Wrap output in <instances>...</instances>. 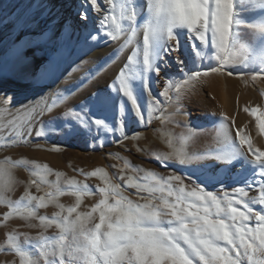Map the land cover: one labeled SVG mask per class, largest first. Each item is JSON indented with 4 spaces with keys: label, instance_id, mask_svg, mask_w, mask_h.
Instances as JSON below:
<instances>
[{
    "label": "snow or ice",
    "instance_id": "obj_1",
    "mask_svg": "<svg viewBox=\"0 0 264 264\" xmlns=\"http://www.w3.org/2000/svg\"><path fill=\"white\" fill-rule=\"evenodd\" d=\"M104 2L109 8L100 21V28L111 41L122 40V43L102 65L85 73L74 90L57 93L45 109L51 111L63 103L74 91L99 75L116 55L129 46L132 50L106 90L92 93L90 102L80 112L67 111L66 115L75 121L68 124L65 120L61 125V129H68L64 133L68 137L90 135L95 129L97 134L119 132L127 139L125 128L130 116L140 123L150 122L160 105L178 103L202 77L223 73L228 66L255 70L249 76L253 82L264 79V0H146L147 12L142 22H138L134 0ZM83 3L90 4L97 13L101 11L98 0H83ZM249 7L259 10V18H245ZM80 15L87 21V11ZM141 32L142 41L137 39ZM182 34L190 41L199 42L192 43L196 70L185 68L186 62L180 55ZM245 35L251 37L250 42H245ZM92 39L97 37L92 36ZM172 55L179 67V76L167 73L171 67L167 57ZM205 58L214 59L217 66L199 70ZM153 77L158 78L157 83L164 81L158 94L163 101L151 91ZM141 91L148 97L143 105ZM113 95L120 97L115 122L103 115ZM5 103L10 105L9 101ZM243 110L255 118L256 128L264 134V109L245 107ZM30 111L35 115L37 106L33 105ZM228 119L221 114L218 148L190 154L186 145L191 135L187 134L179 137L178 145L169 141L172 151L154 157L165 167L172 161L189 168L196 164L195 170L200 176L194 178L196 182L190 189L183 178L175 174L163 177L147 171L140 180L128 177L127 188L136 189L137 194H147L142 197L143 203L124 195L121 185L113 183L105 169L96 168L82 174L86 178H99L102 186L97 185L95 191L100 198L89 211L80 212L83 198L93 194L90 186L71 178L64 182L66 187H62L61 173H56V180L50 181L51 169L35 162L28 168L33 178L24 194L13 202L7 195L17 183L13 169L21 165L27 168L28 162L0 161V205L9 208L3 219L7 221L16 216L25 221L38 220V224L27 226L57 229L55 236L40 233L35 240L24 234L23 245L18 234H7V249L19 258V264H41V261L43 264H264V150L254 149L251 140L241 135L243 129L236 132L238 143L233 140L225 127ZM30 131L29 128V134ZM43 135V129L36 132L37 137ZM15 138L22 139L23 133L16 131ZM0 144L7 146L5 141ZM207 159L226 166L229 172L239 163L235 179L243 183L231 192L225 190L219 177L206 175V166L199 164ZM125 167L133 166L126 162ZM246 168L250 172L244 175ZM201 177L209 183H220L221 194L208 191L200 182ZM33 186L37 192L42 186H47L49 191L36 196L28 191ZM253 188L259 190V195H249ZM65 194L74 197L72 206L66 207L59 202ZM50 205L59 211L51 217L37 215L38 209ZM254 205L261 207L257 210ZM33 250L38 255L34 256Z\"/></svg>",
    "mask_w": 264,
    "mask_h": 264
},
{
    "label": "rangeland",
    "instance_id": "obj_2",
    "mask_svg": "<svg viewBox=\"0 0 264 264\" xmlns=\"http://www.w3.org/2000/svg\"><path fill=\"white\" fill-rule=\"evenodd\" d=\"M244 15L247 19H253L255 16L254 9L249 7ZM244 40L245 42H250L251 37L245 35ZM185 41H188L187 37L185 38ZM192 58V56H189L188 62L191 61ZM12 59L14 60L17 58L12 57ZM216 66L217 62L214 59L210 60L205 58L200 65L199 70L203 71ZM28 68V63L14 64L12 61L10 63L5 62L2 69L4 73L3 77L13 76L16 79L17 89L15 88V90L23 96L22 99H20L21 96L16 98V102L14 101V107L20 110H27V113L23 116L21 115V117L15 112V116L8 118V121H10V128H7L8 124L3 125L5 127L1 126L3 128L0 127V141L7 142V146L0 144V161L7 159L12 162L20 160L28 162L27 168L21 165L20 167L13 169L17 183L14 185L13 190L7 194L8 198L13 202L17 201L24 194L30 178H33L30 177V172L28 170V168L33 167V162L41 166L47 165V167L51 169V175L48 176L50 181H55L57 178L56 173H61L60 180L62 187H66L64 182L71 178H75L77 181H82L90 186L93 194L83 198L82 204L78 209L80 212L89 211L100 198L99 193L95 191L97 185L102 186L99 178H86L85 175L82 174L91 172L96 168L105 169L112 182L121 185L124 195L141 203L144 202L142 197H146L147 194H137L136 189L127 188L125 186V181L130 176L134 179L140 180L144 177L147 171H154L163 177L175 174L183 178L184 184L188 186L189 189L196 182L194 178L200 176V173L195 170L197 168L196 164H193V166L189 168L180 166L175 161H172L168 163L167 167H165L154 157L172 151L168 146L169 141L171 140L174 144L178 145L179 137L187 134L191 135V139L186 145V151L188 153H203L206 150L211 149L207 148L202 150L200 146H209L212 138L218 135L219 126L217 127V121L221 117L220 107L222 105L221 92L218 88L203 87L200 93L199 91L195 93L193 90L187 91L184 95L193 94L192 97L194 100L187 99L186 102L182 103L184 100L180 99L178 103L174 102L167 105L162 104L159 106V111L156 112L155 117L151 118L150 122H147L146 120V122L140 123L134 116H130L126 121L127 126L125 128V133L128 137L127 139H123L119 132L113 134L111 132L101 131L97 134L95 129H93V132L90 135L84 134L68 137L64 134L68 129L66 127L61 129V125L64 124L65 120H67L68 124H73L75 121L72 116L66 115L67 111L71 109L74 112H80L82 107L90 102L89 98L92 93L98 90L101 91L106 85L108 87L109 83L106 82L105 84H101L96 80L97 76H95L94 79L87 82L84 87L79 90L86 93L87 88L95 83L93 90H87L85 98L76 102V99L74 98H76L79 91H74V94L68 96L63 103H59L51 111H47L44 106L51 104L53 99L48 101L44 97V94L47 91V86L42 80H32L27 77L29 74ZM170 69L171 68L168 69L169 75L172 74ZM178 69H174L175 72L173 75L178 76ZM189 70L196 69L190 68ZM253 71L255 70L244 69L239 66H228L223 73H216L225 76L226 78L228 77V79L232 81L246 84L247 88L257 96L255 99L250 98V96L247 97L248 95L246 94L243 95L244 97L240 96L239 94L241 93V90L238 89L239 84L237 85L236 83V90L234 89V91H230L229 96L230 102L232 103V114L239 116L238 122L241 121V123H239L241 124L240 126H245L246 123L248 124L251 120H253L256 125L255 118L243 110L245 107H259L260 109H264V95H262V93H264V79H258L254 82L251 81L249 76ZM229 72H231L232 75H229ZM207 77H202L201 79ZM72 81L73 77L67 78L63 81L60 88L64 91L69 90L72 87ZM245 81L248 82L245 83ZM96 82L100 84V87ZM163 87V80L151 85L153 95H156L161 101H163L164 98L160 97L158 94ZM38 90H41L43 93L40 92L39 94L37 92ZM194 93L196 94V97H194ZM184 95L182 98L185 97ZM197 96H199V98ZM140 97L141 104H145V101L148 99L147 94L140 92ZM245 98L247 100H245ZM206 104L207 106H205ZM33 105L37 106L35 115L30 111ZM117 105L118 103L111 104L108 110L103 113L109 121L115 122ZM177 108H179V111H177ZM41 112L43 113L42 115ZM258 114L259 113H257V115ZM96 115L99 116L101 114L96 113ZM29 116H32L31 120H29ZM208 117L212 120H208ZM11 121L13 122V125L11 124ZM16 121L17 123L15 124ZM233 123L236 125L237 120L235 121V119H233ZM29 128L31 130L30 134ZM42 129L44 135L37 137L36 132L41 131ZM16 131L23 133L22 139L17 140L15 138ZM126 162L130 163L133 167H125ZM199 164L206 166V175H215L216 177H219L224 184V189L229 192H231L234 187L243 183V180H236L235 177H230L228 175L222 176L224 166L222 167L216 164L212 159L200 161ZM137 169H139V171ZM121 176L123 179H121ZM141 182L145 181L141 180ZM200 182L206 185L208 191H213L218 195L221 194L220 183H209L204 181L203 177H201ZM256 189L257 188H253L249 192L259 195V190L257 191ZM28 191L33 195L40 196L49 191V188L47 186H42V190L37 192L36 188L33 186L28 188ZM59 202L66 207L72 206L74 204V197L65 194L59 198ZM255 206V209L259 210L260 205ZM8 211L9 208L6 205H0V264H19V258L7 249L5 242L7 234H18L19 240L23 245L25 239L24 234H27L29 238L35 240L40 233L53 237L57 234V229L54 226L47 229L28 227L27 225L29 223L38 224L39 221H25L16 216H12L5 221L3 217ZM56 211H59V209L50 205L47 208L38 209L37 215L51 217ZM33 254L34 256L38 255L35 250H33ZM41 264H43L42 261Z\"/></svg>",
    "mask_w": 264,
    "mask_h": 264
},
{
    "label": "bare ground",
    "instance_id": "obj_3",
    "mask_svg": "<svg viewBox=\"0 0 264 264\" xmlns=\"http://www.w3.org/2000/svg\"><path fill=\"white\" fill-rule=\"evenodd\" d=\"M98 3L101 7L99 13L92 10L90 4L85 6L83 0H0V127L8 124L7 128H10V121H8V118L15 116V112H17V115H20V117L27 113L25 109L20 110L14 107V101L21 96V93L15 90L17 83L13 76L3 77L4 73L2 69L5 62L10 63L13 61L14 64L28 63L29 74L27 77L32 80H42L47 86L44 97L48 101H51L57 93L66 92V90L64 91L60 88L64 80L73 77L72 87L70 89H74V86L78 85L81 77L84 76L85 73L89 72V70L97 69L99 65L105 62L110 54L118 49L122 40L116 42L111 41L104 35V31L100 28V21L107 12L109 6L104 0H98ZM134 6L137 12L138 22H142L147 12L146 0H134ZM84 11H87V21L81 19L80 14ZM254 13L255 16L253 19L259 18V10L254 9ZM92 36H96L97 39L93 40ZM186 37L187 36L184 34L181 35L180 55L186 62V69H195L193 58L189 62L188 58L192 56V43L198 44L199 42L190 41L189 39L186 42ZM137 39L142 41V32L138 34ZM131 50L132 46H129L122 53L116 55L111 61L107 62V67L99 72L96 80L101 84H105L106 82L111 84L127 61V57L130 55ZM12 57L17 59L13 60ZM167 59L171 64L170 72L172 73L171 75H173L175 72L174 69H178L179 67L173 55L168 56ZM81 61H86L87 63L82 64ZM77 66H79L78 70H74ZM167 73H169L168 70ZM179 75L180 72L178 76ZM157 79L158 78L153 77L151 85L157 83ZM235 83L237 85L239 84L238 89L241 90L240 96L246 94L248 95L247 97L250 96V98L253 99L257 98V96L247 88L246 84L232 81L228 79V77L226 78L216 73L201 79V82L197 83L193 91H195V93L199 91L200 93L203 87L218 88L221 92L222 102L220 107L221 110H219L221 114L223 113L226 116L230 115L227 116L229 119L225 122V127L229 135L233 140L237 141L236 132L243 129L244 132H241V135L247 136L251 140L254 148L264 150V134L260 133L256 128L254 121L251 120L248 124L246 123L245 126H240L241 124L239 123H241V121L238 122L239 116L232 114L233 110L229 93L232 90L234 91V89L236 90ZM94 84L90 85L87 90H93L95 87ZM107 88L106 85L101 91ZM87 90L86 93L81 91L78 92V95L74 98L76 102L85 98ZM37 92L40 94L42 91L38 90ZM192 96L193 94H186V96L182 98L184 100L182 103L186 102L187 99L192 100ZM22 97L23 96H21L20 99H22ZM194 97H196V94ZM197 97L199 98V96ZM246 98L245 100H247ZM5 101H9L10 105L6 104ZM113 103L119 104L120 97L113 95L111 104L113 105ZM205 106H207V104ZM207 119L210 120L209 117ZM233 119H235V121L237 120L236 125H234ZM220 123L221 117L217 121V127L219 126V129ZM11 124L13 125V122ZM217 141L218 135L212 138L209 146L201 145L200 148L202 150L207 148L216 149L220 146ZM245 151H247L246 146ZM215 163L218 164L216 161ZM218 165L224 166L221 164ZM223 169L224 172L222 176L228 175L230 177H235L240 169V165L239 163L233 165L230 172L227 171L226 166H224ZM249 172L250 170L246 168L243 174L247 175ZM256 190L258 191V189ZM249 195L257 196L256 193L253 194L252 192H249ZM254 208H256L255 205Z\"/></svg>",
    "mask_w": 264,
    "mask_h": 264
}]
</instances>
